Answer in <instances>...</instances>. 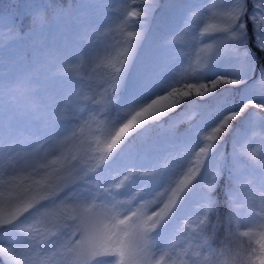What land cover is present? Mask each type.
<instances>
[{
	"label": "rangeland",
	"instance_id": "obj_1",
	"mask_svg": "<svg viewBox=\"0 0 264 264\" xmlns=\"http://www.w3.org/2000/svg\"><path fill=\"white\" fill-rule=\"evenodd\" d=\"M212 3H218L221 8L242 6L241 21L264 37V27L258 26L254 20L257 0H159L158 6L147 15L144 6L133 3V0H0V17H5L0 21V139L5 146L11 144L13 151L21 154V158L15 162L16 169L27 170L38 162L54 159L59 154L56 149H59L60 141L70 136L72 131H79L80 126L98 111L100 105L93 103V97L102 99L104 85L98 74L107 69L97 65L100 57L108 53L115 55L123 39L117 30L119 21L114 19L118 13L112 9L135 8L141 15L130 20L129 29L139 33V39L123 69L121 84L111 98L117 106L111 107L112 103L106 115L102 113L97 119L103 118L115 126L126 119L124 113H129L135 106L178 86L186 70L191 73L197 57L203 55L199 49L205 44H213V49L204 66L190 74L187 82L207 83L217 77L245 81L240 88L220 85L213 104H210L209 92L202 97L186 98V108L172 115V123L168 126L158 124L163 115L150 123L146 121L140 124L135 130L142 135L138 140L124 144L121 154L107 162L111 169L85 177L106 186L119 182L131 169L134 174L115 190L116 198L130 199L131 206L153 198H158L162 204L167 196L159 194L174 187L187 172L194 153L203 146L202 137L209 132L214 117L227 110L230 113L239 111L248 101L264 105V84L261 83L264 73L259 72L254 76L251 54L247 60H242L233 50L237 47L235 42L229 40L222 43L225 34L203 35L200 45L197 44L195 37L203 27L202 21L197 19L182 40L166 43L180 34L189 12L206 9ZM84 12L87 13V24L99 30L97 34L89 33L96 40L95 58L78 57L80 52L88 50L86 28L82 22ZM26 27L29 29L24 34L18 33ZM108 28L112 30L108 31ZM136 50H141V54L133 56ZM28 51L31 62L27 61ZM69 63L78 64L83 76L91 74L95 77L91 81V88L87 86V79L81 81L79 76L63 72ZM77 89L82 99L70 108L68 116L79 112L80 120L65 121L67 116L65 120H55L57 109ZM198 100L201 102L196 111ZM252 107L247 106L240 114L239 123L243 128L234 131L231 160L221 152L216 141L200 173L186 188L162 226L152 233L158 246L182 242L187 232L196 227L195 222L202 214L203 185L217 170L221 175L214 194H218L223 186L221 189L227 196L225 214L230 210L229 195L234 194L236 204L242 205L237 216L242 227L240 231L248 227L254 232L264 230L261 228L264 213L258 203L261 194H264V116L259 112L249 113ZM113 111L114 115L110 117ZM187 119L192 120L188 128L181 132L174 130L175 124ZM91 127L94 129L97 124L93 121ZM85 132L87 134V129ZM114 132L115 127L112 128ZM130 143H133L131 150H142L143 158L139 164H136L135 158H131ZM45 149L47 153H44ZM144 172H154V175L140 174ZM4 178L0 175V180ZM82 187L83 184H78L62 195L73 192L75 197ZM250 198L257 200L253 211L247 207ZM181 205L184 208L179 209ZM158 206L153 204L149 212ZM216 208L218 211L220 205L216 204ZM29 223L33 221L29 219L24 227ZM7 239V233L0 228V244L6 246ZM6 259L5 254L0 253V260ZM35 264L47 262L37 257ZM92 264H113V258L101 256L94 259Z\"/></svg>",
	"mask_w": 264,
	"mask_h": 264
},
{
	"label": "snow or ice",
	"instance_id": "obj_2",
	"mask_svg": "<svg viewBox=\"0 0 264 264\" xmlns=\"http://www.w3.org/2000/svg\"><path fill=\"white\" fill-rule=\"evenodd\" d=\"M133 3L142 4L147 15V12L158 6L159 0H133ZM254 7L256 8L254 20L258 26L264 27V0H257ZM112 10L118 13L114 19L119 21L117 30L123 39L116 54L108 53L100 57V63L97 65L107 69L98 74L104 85L102 99L93 98V103L100 105L98 111L80 126L79 131H72L70 136L60 141V147L56 149L59 154L54 159L38 162L27 170L16 169L15 162L21 158V154L13 151V145L5 146L0 139V175L5 177L0 180V228L8 235L6 246L0 244V253H4L7 259L0 260V264H35L37 257L47 264H92L94 259L101 256L112 257L113 264H200L199 257L203 250L215 252L212 242L221 229H226L228 237L234 240L248 237L251 241L257 237L255 243L258 247H253L251 243L244 245L241 242L237 247L228 250L234 264H264V230L254 232L248 227L247 230L240 231L242 227L237 216L242 205L236 204L235 195H229L230 210L224 216L217 211L214 193L221 175L218 170L212 173L208 182L203 185L202 214L195 222L196 227L187 232L182 242L161 247L152 236L173 211L186 188L200 173L210 149L227 130L230 122L247 106L264 110V105L248 101L239 111L226 114L215 127L211 128L202 137L203 146L194 153V159L190 161L191 166L187 172L174 187L159 194L167 196L162 204L158 198H153L131 206L130 199L116 198L115 190L134 174L131 169L119 182L106 186L85 179L86 176L95 173L126 134L140 124L165 115L185 98L202 97L220 85L241 83L240 80L227 77H217L207 83L187 82L190 74L204 66L213 49V44H205L199 49L203 55L197 57L196 65L191 67V73L186 70L185 77L179 79L178 86L135 106L129 113H124L127 118L117 124L118 127L112 126L103 118L97 119L102 113L107 112L114 102L111 98L121 84L122 70L139 39V33L129 29V22L139 17L141 13L135 8L128 7L123 10L120 7ZM242 14V6L221 8L218 7V3H212L206 9H194L188 13L180 34L166 43L173 44L182 40L192 29L193 21L199 19L203 27L195 37L197 44L200 45V37L203 35L223 33L225 40L222 43L229 40L235 42L237 47L233 50L242 60H247L249 52L243 40L246 26L241 21ZM86 16L87 13L84 12L82 22L86 28L88 50L80 52L78 57L95 58L96 40L89 33L97 34L99 30L87 24ZM4 19L5 17H0V21ZM114 19L104 28H107ZM256 47L260 53H264V37H257ZM261 61L264 62V56H261ZM79 67L78 64L69 63L63 72L79 76L81 81L87 79L89 81L87 86L91 88L93 86L91 81L95 77L91 74L83 76ZM261 83L264 84V79ZM80 99L82 97L77 89L66 103L57 109L54 119L62 121L67 116L65 121L80 120L79 112L68 116L70 108ZM93 121L97 124L94 129L91 127ZM174 127H178V124ZM47 151L45 149L44 153ZM140 174L154 175V172ZM78 184H83L84 187L75 197L72 195L73 192L67 196L62 195ZM258 203L261 212L264 213V194H261ZM153 204L160 206L149 212ZM256 205V198H250L247 202L250 211H253ZM29 219L33 223L24 227ZM261 228L264 229V224H261ZM42 245L44 247H41ZM221 255L225 253L221 252Z\"/></svg>",
	"mask_w": 264,
	"mask_h": 264
},
{
	"label": "trees",
	"instance_id": "obj_3",
	"mask_svg": "<svg viewBox=\"0 0 264 264\" xmlns=\"http://www.w3.org/2000/svg\"><path fill=\"white\" fill-rule=\"evenodd\" d=\"M23 24L21 23L20 25L24 26ZM28 29H29L28 27L22 28L18 33L19 34H24ZM206 35H204V36H206ZM257 37H262L261 33L260 32L257 33L256 31H254V29L248 24V26L246 27V29L244 31L243 40H244V42L247 45L248 52L251 54V57L253 59L254 65H255V67H254V76H257L259 72H263L264 73V62L261 61V56H264V53H260L259 49L256 47ZM29 53L30 52L28 51L27 58L29 60H31ZM139 54H141V50H136V52H134L133 56L134 55L138 56ZM123 73H124V71L122 70L121 76H123ZM129 76L132 77L131 75H129ZM244 83H245V81H241L240 84L236 85V88H240L241 86H243ZM220 88L221 87L218 86L217 88L209 91V93H210V97H209L210 104H213L215 102V100L217 98V96L215 94L218 92V90H220ZM93 98H95V100H97L95 96ZM114 98H116V96ZM185 102H186V98L183 99L173 110H171V111L167 112L165 115H163L162 118H161V121L158 122V124H161L163 126L164 125L168 126L169 124H171L172 120H173V119H171L172 115L179 114L180 112H182L186 108ZM200 102L201 101L198 100V103L195 106L196 107V111L199 110ZM114 106L115 105L113 103V106L111 105V107H114ZM255 112H259V113H261L264 116V110L258 109L256 107H252V109H251V111L249 113H255ZM106 113L107 112H105L104 114L106 115ZM228 113H230L228 110L227 111H223V113L220 116H218L217 118L214 117L213 124L210 126L209 130L211 128L215 127L220 122V120ZM113 115H114V111L111 112L109 116L112 117ZM240 118H241V115H239L235 120L231 121L230 125L227 128V130L217 140V143H218V145L220 147L221 152H223L224 155L227 156L228 159H230V160L232 158V156H230V155L233 152L232 151L233 147H232L231 144L233 142V139L235 138L234 137V131L235 130L237 131L240 128H243L242 125H240V123H239ZM148 122L150 123L152 121L149 120V121H147V123ZM177 124H178V127H174V130H176L178 132H181V130H184V129L188 128L192 124V120L187 119V120H184L182 123H177ZM177 124H175L174 126H176ZM141 135L142 134L140 133V131H137V130H133L132 132L127 133L125 138L121 141V143L113 150L112 153L109 154L107 160L110 159V158H113L121 150V148H122V146L124 144H127L128 142H134L135 140H138ZM138 158H139V155H137V159ZM106 168L107 167L103 164L97 171H101L102 169H106ZM221 188L223 189V186L220 187L219 193L218 194H214V195H215L216 199L218 198V202H216V204L220 205V208H219L218 212H219V214L221 216H224L225 215L224 202L227 200V196L225 195L226 192L222 191ZM222 234H223V229L219 230L218 235L215 237V240L212 242L213 245L218 243L219 237ZM255 240H256V238H253L251 241H249L248 237H239V239L236 240V242H238V243L242 242L244 245H248L249 243H251V245L253 247H258V245H256V243H255Z\"/></svg>",
	"mask_w": 264,
	"mask_h": 264
},
{
	"label": "clouds",
	"instance_id": "obj_4",
	"mask_svg": "<svg viewBox=\"0 0 264 264\" xmlns=\"http://www.w3.org/2000/svg\"><path fill=\"white\" fill-rule=\"evenodd\" d=\"M238 245L236 240L228 237L227 230L223 229V234L219 237L218 243L213 245L215 252L203 250L199 257L200 264H234L228 250ZM221 252H224L225 255H221Z\"/></svg>",
	"mask_w": 264,
	"mask_h": 264
},
{
	"label": "bare ground",
	"instance_id": "obj_5",
	"mask_svg": "<svg viewBox=\"0 0 264 264\" xmlns=\"http://www.w3.org/2000/svg\"><path fill=\"white\" fill-rule=\"evenodd\" d=\"M182 208H184V206H183V205H181L179 209H182ZM172 221L174 222V220H172Z\"/></svg>",
	"mask_w": 264,
	"mask_h": 264
}]
</instances>
